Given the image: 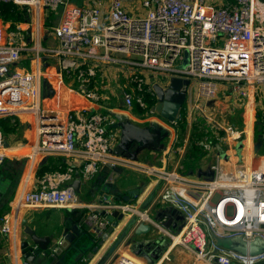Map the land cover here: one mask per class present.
Returning a JSON list of instances; mask_svg holds the SVG:
<instances>
[{
  "label": "built area",
  "instance_id": "1",
  "mask_svg": "<svg viewBox=\"0 0 264 264\" xmlns=\"http://www.w3.org/2000/svg\"><path fill=\"white\" fill-rule=\"evenodd\" d=\"M0 1L19 8L24 17L18 21L0 17V167L7 157L1 119L11 117L14 122L22 115L33 117L35 124L32 166L43 157L78 163H70L65 172L46 173L34 187L23 189L0 219V235H17L24 209L88 208L86 220L99 238L112 226L108 217L119 211L126 221L137 216L134 227L147 223L168 238L154 264L171 263L174 247L182 249L191 264H264V253L244 256L218 248L214 239V235L264 239V114L258 116L252 143L245 130L214 122L212 135L196 146L210 153L227 142L239 147V160L231 164L218 154L209 174L195 176L183 172L182 161L168 168L171 146L163 151L161 165L116 155L120 134L110 129L111 111L104 114L92 108L95 104L106 109L102 103L108 104V92L114 93L110 82L117 81L126 108L114 111H122L133 122L157 121L171 131L174 140L182 117L179 114L169 123L154 112L155 84L167 88L172 78L189 80L186 103L191 91L194 97L187 116L198 113L208 121L213 118L206 102L216 100L222 88L233 99L256 96L264 87V0H85L79 6L72 0ZM59 8V22L47 27V16ZM46 31L56 39L55 45L44 44ZM186 53L188 63L183 67ZM52 66L57 68L49 70ZM51 80L58 89L66 85L75 99L65 106L56 99H44L43 83ZM257 139L262 142L258 152ZM110 167L160 184L153 206L141 211L145 199L140 197L130 203L104 200L83 205L74 180L88 184ZM158 206L181 213L180 232L162 227L163 222L149 215ZM109 261L147 264L143 256L121 251Z\"/></svg>",
  "mask_w": 264,
  "mask_h": 264
},
{
  "label": "crops",
  "instance_id": "2",
  "mask_svg": "<svg viewBox=\"0 0 264 264\" xmlns=\"http://www.w3.org/2000/svg\"><path fill=\"white\" fill-rule=\"evenodd\" d=\"M60 20V19H59ZM58 20V22H59ZM57 22V23H58ZM44 24L47 27H54L52 23L51 15L47 16ZM49 32V30H48ZM46 31L43 42L46 45L51 37L54 39V43L50 45L56 44V39L53 35L49 34ZM57 67L52 66L49 70H55ZM50 84L52 91L54 92L51 97L47 98L50 100L59 101L60 105L65 106L71 102V100L75 99L65 87H59L56 85V82L46 81ZM111 85L115 88L117 87V81H111ZM111 93L112 96H116L117 105L114 107H110L109 103L107 104L105 101L103 104V109L101 110V105H92L93 110L102 111L104 114H108L111 112H122V111H114V109H120L118 105V97L115 93ZM119 89V88H118ZM112 92V91H111ZM188 103L184 105L182 123L176 131L175 139L173 140V135H171L170 139L167 141V146H171L173 148V152L170 153L168 168L172 169L176 166V164L180 161L184 164V171L186 174L195 175V176H205L210 172V166L214 163L215 157L218 154H222L224 158V162L226 159H229L231 164L236 163L239 159V147L229 146L227 142H224L217 149H214L210 153H206L202 150V148L196 146V142L202 140L207 135H212V127H214V122L217 124H234L241 130H245L247 132V141L249 137L254 140L256 138V129H257V119L258 116L264 114V87L256 93V96L253 95L249 98V100H240L233 99L230 94H228L227 89L222 88L218 98L213 101L206 102V110L209 113V116L213 118L212 121H208L205 118L199 116L198 113H194L193 117L187 116V113L190 112L189 107L192 104L194 93L191 91L189 93ZM73 98V99H72ZM108 106V110L107 107ZM123 113V112H122ZM137 120L136 117L133 118ZM132 120V119H131ZM133 121V120H132ZM135 122V121H134ZM11 123L15 124V121ZM135 123L140 125L142 124L140 121H136ZM13 125V124H12ZM113 130V129H112ZM220 135L224 134L223 131L219 132ZM6 149L4 152L6 153V163H4L0 167V218H2L6 213L9 212L11 203L14 199L19 195V193L23 189H27L30 187H34L37 184L38 171L40 167L43 166L44 163L53 160L57 166L60 165V161L65 163L66 167L70 165V163H75L67 158L63 157H43L39 159L32 166L31 153L33 151V147L36 143V132H35V124L33 117L31 116H19L17 117V124L14 126V130L6 135ZM232 147V148H230ZM155 156L154 162H142L145 164L152 165H161L160 159L162 158L164 152H151ZM243 153V151H242ZM245 153V152H244ZM198 154V156H196ZM242 154L241 156H243ZM46 159V162L42 163L40 166L39 163ZM128 171V170H127ZM127 173L124 174L123 169H108L103 168L100 173L88 184L81 183L80 193H77L83 201V205L89 204H99V200L101 197V191L105 187V182L108 181L109 176L117 177L115 184L120 188L121 193H124L126 189H134V188H143V193L139 196L138 200L146 199L149 193L158 185L156 181L149 179L139 173ZM28 179H30L28 181ZM76 178L75 180H77ZM74 180V181H75ZM28 181V182H26ZM74 183V182H73ZM85 188V189H84ZM85 190V191H84ZM153 206V203L152 205ZM156 208V207H155ZM166 208V207H165ZM156 212L158 211L155 210ZM90 212L88 208L81 209H58V208H28L24 209L18 219V232L17 235L14 236H4L0 235V264H6L7 262V250L16 243L17 238L23 237V231L27 226L35 227L38 235L40 236H48L54 233L55 231H61L65 229L66 225H72L70 222L74 220L77 226H71L78 230V234L85 241V245H83L84 251L88 255H91L92 249L95 248L97 236L94 233L91 225L86 220V215ZM169 218L171 220V228L172 231L178 233L182 229V221L178 219V213H170ZM25 220H28L27 223L23 224ZM168 221L167 219H163L162 222ZM127 222L124 221L120 228H115V230L110 235L109 240H106L103 245H100V250L89 256H85L84 258L87 260V264H97L99 260L106 253L108 248L110 247L112 241L119 235L122 227ZM179 227H181L179 231ZM156 236L151 235L148 237L150 239L162 237L163 239L168 238L164 236V233L158 231L156 228L155 232ZM133 235L132 231L129 233L128 238L125 239V242ZM146 238V239H148ZM147 248H145L146 250ZM167 249V248H166ZM131 252L130 247H126L124 245L120 246L117 252ZM171 263L166 264H191L192 259L187 257L182 249L179 247H174L171 251ZM146 260V259H145ZM147 261V260H146ZM110 262V261H109ZM108 262V263H109ZM78 263V262H77ZM107 263V264H108Z\"/></svg>",
  "mask_w": 264,
  "mask_h": 264
},
{
  "label": "water",
  "instance_id": "3",
  "mask_svg": "<svg viewBox=\"0 0 264 264\" xmlns=\"http://www.w3.org/2000/svg\"><path fill=\"white\" fill-rule=\"evenodd\" d=\"M186 59L183 63V67L188 63V54L186 53ZM189 80H183L180 78H172L167 88L154 85V91L156 93L158 103L153 108L154 112L163 118L166 122L173 123L179 116L183 105L187 102V88L189 87ZM114 87V86H113ZM115 93L118 97V105L121 110L126 108L123 100V95L120 89L115 88ZM53 91L49 83H43V98L47 99L53 95ZM113 123L110 125V129L117 130L120 134L119 143L114 149V153L128 160L138 162L140 157L146 152H161L167 149V141L170 139L172 133L169 129L163 127L157 121H150L146 125H140L131 120V118L122 112H110ZM255 151L258 152L262 146L260 139H257ZM8 145V143H6ZM46 162L43 159L38 166ZM110 169L114 170L113 167ZM119 176H109L108 181L105 182V187L101 191L100 203L104 200L114 203L118 201L132 202L143 193V188L126 189L124 193H121L120 188L115 184ZM81 180L77 179L73 183V187L77 193H80ZM160 184H158L149 193L145 199L140 210H146L150 207L154 200L157 190ZM170 213H178L181 221L183 216L179 211L172 207H160L156 212V222H162L163 219H167L161 224L162 227L167 229L171 228ZM137 216H133L129 221L125 220V217L119 211H114L108 220L111 222V227L101 237L96 239V247L92 249V254L100 250V245H103L106 240H109L110 235L115 228H120L122 223H127L122 227L119 235L112 241L110 247L99 260L97 264H107L109 260L116 254V251L120 246L124 245L130 247V251L143 256L147 261V264H154L157 261L166 245L162 237L153 239H140L139 236L147 235L152 232V225L147 223H140L137 227H134ZM25 220L23 224L27 223ZM72 225H66L62 234L61 231H55L48 236H40L35 227L27 226L23 231V237L17 238L16 243L7 250V262L6 264H77L85 256H89L83 249L85 241L78 234L76 228L71 226H77L74 220L70 222ZM179 231L181 227L178 228ZM132 231L133 235L128 238L129 233ZM217 238L224 241H229L231 246L226 248L221 246L217 242ZM218 248H224L232 250L244 256H255L264 253V239L256 238L253 241H245L242 237L232 238H220L214 235ZM145 248H147L145 250ZM88 260V258H87Z\"/></svg>",
  "mask_w": 264,
  "mask_h": 264
},
{
  "label": "trees",
  "instance_id": "4",
  "mask_svg": "<svg viewBox=\"0 0 264 264\" xmlns=\"http://www.w3.org/2000/svg\"><path fill=\"white\" fill-rule=\"evenodd\" d=\"M0 17L3 18L5 21H8L10 19L15 20H23L24 17L22 13L20 12L19 8L10 5L5 4L0 1ZM180 114H183V111L180 112ZM261 116V115H260ZM11 117H7L5 119H1V126L3 133L6 137L7 134L12 132L14 130L15 124H17V118L15 119V124L11 123ZM13 124V125H12ZM198 156V154H196ZM6 163V161H5ZM54 161L50 160L47 163H44L42 167H40V170L38 171V177H42L46 173H53V172H65L67 170V167L62 160L59 162L60 165L53 164ZM1 219V218H0Z\"/></svg>",
  "mask_w": 264,
  "mask_h": 264
},
{
  "label": "rangeland",
  "instance_id": "5",
  "mask_svg": "<svg viewBox=\"0 0 264 264\" xmlns=\"http://www.w3.org/2000/svg\"><path fill=\"white\" fill-rule=\"evenodd\" d=\"M72 2H73V4H75L76 6H79V5H82L83 3H85V0H72ZM51 15V18H52V23L53 24H57V22H58V20H59V18H60V16H61V8H59L57 11H56V13H51L50 14ZM24 27H26V26H24ZM29 28V27H28ZM11 31H13L14 29H10ZM29 32H31V34H33V32H34V28H31L30 30H29ZM52 43H54V39L51 37V39H50V41L46 44V45H50V44H52ZM55 80H57L56 78H54ZM112 88H113V85L111 86ZM108 94H109V96H110V101H108V103H109V106L110 107H114V106H116L117 105V98H116V96H112L109 92H108ZM136 116L137 117H142V115L141 114H136ZM249 143H252V139L249 137ZM154 160H155V156L151 153V152H146L145 154H143L141 157H140V161L141 162H154ZM123 172H124V174H127V173H131L130 171H127V170H125V169H123ZM132 175H133V173H131ZM85 189V188H84ZM85 191V190H84ZM218 197V196H217ZM216 197V198H217ZM161 206H158V207H156V208H154V209H152L150 212H149V215L151 216V217H153V218H155V215H156V211L155 210H157L158 208H160ZM155 232H156V227L155 226H153L152 227V232L151 233H149V234H147V235H142V236H139V238L140 239H146V238H148V237H151V235H154V236H156V234H155ZM216 240V239H215ZM168 242H169V240H167L166 238H164V243L165 244H168ZM217 242L221 245V246H224V247H226V248H229L230 246H231V243L229 242V241H224V240H220V239H218L217 238Z\"/></svg>",
  "mask_w": 264,
  "mask_h": 264
},
{
  "label": "flooded vegetation",
  "instance_id": "6",
  "mask_svg": "<svg viewBox=\"0 0 264 264\" xmlns=\"http://www.w3.org/2000/svg\"><path fill=\"white\" fill-rule=\"evenodd\" d=\"M185 104H186V103H185ZM185 104H184V105H185ZM184 105H183L182 109L184 108Z\"/></svg>",
  "mask_w": 264,
  "mask_h": 264
},
{
  "label": "bare ground",
  "instance_id": "7",
  "mask_svg": "<svg viewBox=\"0 0 264 264\" xmlns=\"http://www.w3.org/2000/svg\"><path fill=\"white\" fill-rule=\"evenodd\" d=\"M249 146L251 147V144Z\"/></svg>",
  "mask_w": 264,
  "mask_h": 264
}]
</instances>
